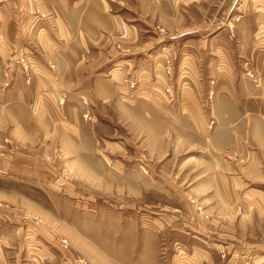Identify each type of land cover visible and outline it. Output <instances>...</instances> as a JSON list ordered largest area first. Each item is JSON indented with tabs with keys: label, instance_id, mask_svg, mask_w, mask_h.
<instances>
[{
	"label": "crops",
	"instance_id": "1",
	"mask_svg": "<svg viewBox=\"0 0 264 264\" xmlns=\"http://www.w3.org/2000/svg\"><path fill=\"white\" fill-rule=\"evenodd\" d=\"M209 1L0 0V179L30 182L41 194L72 193L59 176L65 169L72 179L115 181L127 191L129 180L138 195L140 180L148 178L141 172L145 167L154 174L157 162L178 163L188 148L203 150L196 142L204 141L203 73L207 63L216 65L204 59L220 49L225 64L213 80L217 122L208 145L235 158V117L242 116L244 162L264 164V39L253 44L251 30L241 33L233 20L222 24L220 6L205 13ZM225 1L232 4L226 13H233L239 0L216 4ZM259 4L263 10L264 0ZM181 42L194 56L181 59L178 75L169 77L176 98L162 106L153 90L168 80L164 52ZM18 55L31 58L32 74L15 64ZM238 59L255 70L258 81L245 101L236 92ZM138 73L152 79L143 85L147 95L125 98L123 80ZM105 159L121 165L118 173ZM6 195L21 194L0 187L1 201ZM17 209L0 203V264H54L21 244L26 222L9 218ZM208 213L196 210L195 219L213 224Z\"/></svg>",
	"mask_w": 264,
	"mask_h": 264
},
{
	"label": "rangeland",
	"instance_id": "2",
	"mask_svg": "<svg viewBox=\"0 0 264 264\" xmlns=\"http://www.w3.org/2000/svg\"><path fill=\"white\" fill-rule=\"evenodd\" d=\"M216 2L205 3V13L211 14L220 6L222 24L233 20L241 33L247 35L251 30L253 44L264 39L259 38L264 27V6L261 10L260 0L236 1L237 8L230 14L226 10L232 4ZM183 45L178 43L164 52V61H169L171 68L169 74L164 72L168 80L163 88L169 85L172 94H163L164 98L158 93L163 88L157 89L155 95L160 103L175 101L177 88L170 79L174 80L181 70V59L193 55ZM224 52L209 51L204 59H214L216 65L212 68L207 63L203 73L207 77V99L201 100L199 109L204 141H196L203 150L188 148L178 163L157 162L154 174L145 167L141 172L148 178L140 180L138 195L131 193L129 180L127 191L117 187L115 181L72 179L65 169L60 170L59 176L72 187V193L41 194L30 182L0 179L1 188L21 194L6 195L5 201L0 198L1 204H16L20 209L10 212V219L26 222L21 244L29 252L37 248L49 255L54 264H264V164L244 162L246 152L240 148L245 144L240 131L243 117H235V158L221 152L215 154L208 145L217 122L211 110L213 80L224 67ZM20 58L26 55L16 59ZM238 61L235 70L240 82L236 92L240 101H245L258 81L255 70L243 66L241 59ZM27 72L32 74L31 69ZM251 107L254 108V102ZM105 163L112 172L120 170L118 163L108 159ZM195 209L204 216V210H209L208 219H213V224L202 226L195 219ZM176 215H180L177 221L172 217Z\"/></svg>",
	"mask_w": 264,
	"mask_h": 264
},
{
	"label": "built area",
	"instance_id": "3",
	"mask_svg": "<svg viewBox=\"0 0 264 264\" xmlns=\"http://www.w3.org/2000/svg\"><path fill=\"white\" fill-rule=\"evenodd\" d=\"M160 32H163L164 30L162 28H159ZM261 32L264 33V27L262 26L261 28ZM166 63V74L170 73V63L169 61H165ZM15 64H21L24 71L27 72L29 69H31V72L33 71L32 67H31V60L30 58L26 57V58H20V59H16L15 60ZM30 64V65H29ZM28 73V72H27ZM30 74V72H29ZM132 74H128L127 78L123 80V84L125 86L124 88V93H122V95H124L125 98L128 99H133V97H145L147 95L146 92L143 91V85L145 84V82H150V80H147L144 76H142V74L138 73L135 77H131ZM249 77L253 78V75H251L249 73ZM27 81H30V77L29 75H27ZM254 82H256L255 79H253ZM257 84V83H255ZM153 86L155 87V84H153ZM157 88V87H155ZM158 89V88H157ZM161 91V90H160ZM154 93H156V90H153ZM171 89L169 87V85H167L165 88H163V90L161 92H158L159 94H165V95H169L171 96Z\"/></svg>",
	"mask_w": 264,
	"mask_h": 264
}]
</instances>
